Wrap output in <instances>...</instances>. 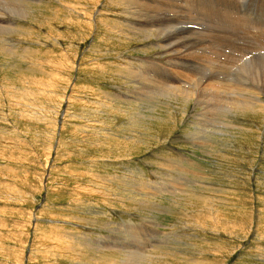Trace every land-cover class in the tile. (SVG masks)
Returning <instances> with one entry per match:
<instances>
[{
  "label": "rangeland",
  "instance_id": "rangeland-1",
  "mask_svg": "<svg viewBox=\"0 0 264 264\" xmlns=\"http://www.w3.org/2000/svg\"><path fill=\"white\" fill-rule=\"evenodd\" d=\"M12 1L0 0L13 23L0 34V264H122L144 249L132 264H264V88L223 123L162 97L176 68L136 26L172 5L213 39L203 57L230 86L249 79L238 59L264 63V0ZM233 84L232 99L250 97Z\"/></svg>",
  "mask_w": 264,
  "mask_h": 264
},
{
  "label": "bare ground",
  "instance_id": "bare-ground-1",
  "mask_svg": "<svg viewBox=\"0 0 264 264\" xmlns=\"http://www.w3.org/2000/svg\"><path fill=\"white\" fill-rule=\"evenodd\" d=\"M15 2V0H13ZM12 1V2H13ZM19 1V0H18ZM30 1V0H29ZM132 1V0H131ZM140 1V0H139ZM186 1V0H185ZM194 1V0H193ZM11 2V3H12ZM23 2V1H22ZM138 2V1H137ZM146 2V1H145ZM150 2V1H149ZM179 2V1H178ZM222 2V1H221ZM238 2V1H237ZM19 3V2H18ZM134 3V2H133ZM144 4V2H142ZM164 3V2H163ZM166 3V2H165ZM176 3V2H175ZM219 3V2H218ZM6 4V3H4ZM17 4V3H16ZM20 4V3H19ZM18 4V5H19ZM71 4V3H70ZM147 4V3H146ZM151 4V3H150ZM148 4V5H150ZM158 4V3H157ZM208 4V3H207ZM11 5V4H9ZM67 5V4H65ZM73 5V4H72ZM159 5V4H158ZM185 5V4H184ZM4 6V7H3ZM1 10L4 11V15L8 18H12L13 16L19 17H27L29 16V12L25 9L20 8L21 6H5L3 5ZM25 6V5H24ZM22 6V7H24ZM70 6V5H68ZM67 6V7H68ZM136 6V5H135ZM155 6V5H154ZM175 6V5H174ZM141 7H144L142 5ZM160 7V6H159ZM166 7V6H165ZM163 10L159 12H145V9L142 10L145 13L140 14V19L137 21L136 26L139 27L142 33L148 35V38L153 42L154 45H159L163 50V54L168 61V69L173 70L175 75L177 84H174V87H171V84L164 90L162 97H169L171 95L179 93L180 97L185 99V104L189 105L191 103L199 102L203 109L205 110V115L212 116L216 122L223 123L224 115L227 113L238 117L241 113H248L252 112L256 109L257 105L255 100L259 98L263 92L264 88V63L261 60L260 63H255L253 60L250 61H243V59H238V61L234 63H241L239 65L233 64L232 67H236L237 71H241L242 75L248 77L246 78H239L237 79L236 83H232L234 85L233 89L241 90L247 92L250 97H246L242 95L239 100L232 99L229 90L231 85H227V78L226 79H219L218 77L221 75H230L229 72L226 70L224 66H214L211 60H207L208 58L203 57L207 46H205L206 38L202 37L203 34H200V30H194L189 26L186 22L184 17H181L178 10L173 9L171 5V11ZM147 8V7H146ZM170 8V6H169ZM199 8V7H198ZM206 8V7H205ZM72 9V8H71ZM75 9V8H74ZM77 9V8H76ZM159 9V8H158ZM230 9V8H229ZM232 9V8H231ZM237 9V8H236ZM126 10V9H125ZM201 10V9H200ZM70 11V10H69ZM138 13V11H137ZM2 14L0 13V34H4L6 32H10L13 29V23L10 21H4L2 19ZM32 15V14H31ZM139 16V15H138ZM159 16V18H158ZM212 16V15H211ZM17 17V18H19ZM33 17V16H32ZM137 17V16H136ZM135 17V18H136ZM87 18V17H86ZM204 18V17H203ZM43 20V19H42ZM134 20V19H133ZM137 20V19H136ZM191 20V19H190ZM212 20V19H211ZM13 21V20H12ZM209 21V20H208ZM226 21V20H225ZM224 21V22H225ZM15 22V21H13ZM20 22V21H19ZM194 22V21H193ZM192 22V23H193ZM133 23V22H132ZM237 23V22H236ZM243 23V22H242ZM200 24V23H199ZM215 24V23H214ZM182 25V26H181ZM180 26L182 28H180ZM194 26V25H193ZM243 27V25H241ZM187 27L190 31L185 29ZM198 27V26H197ZM245 27V26H244ZM16 28H14L15 30ZM138 29V28H137ZM163 29V30H162ZM256 29V28H255ZM229 30V29H228ZM19 32V31H18ZM139 32V31H138ZM258 32V30H257ZM14 33V31H13ZM20 33V32H19ZM136 33V32H135ZM140 33V32H139ZM262 33V32H261ZM8 34V33H7ZM230 34V33H229ZM257 34V33H256ZM264 34V32H263ZM5 35V34H4ZM15 35V33H14ZM136 35V34H135ZM141 35V34H140ZM144 35V34H142ZM146 35V36H147ZM7 36V35H5ZM210 36V35H209ZM142 37V36H141ZM140 37V38H141ZM242 37V36H241ZM254 37V36H253ZM260 37V36H259ZM258 38V37H257ZM142 39V38H141ZM212 39V38H209ZM216 39V37H214ZM6 40V39H5ZM220 40V39H219ZM243 40V39H242ZM11 41V40H10ZM150 41V42H151ZM208 41V40H207ZM221 42V41H220ZM210 44L212 47L214 46L215 42L210 41L206 42ZM149 44V43H148ZM219 45V43L217 44ZM239 45V44H238ZM3 46V45H2ZM147 46V45H146ZM157 46V47H159ZM216 46V45H215ZM214 46V47H215ZM155 47V48H157ZM218 47V46H217ZM209 48V47H208ZM236 48V47H235ZM234 48V49H235ZM243 48V47H242ZM249 48V47H248ZM247 48V49H248ZM13 49V48H12ZM214 49V48H213ZM217 49V48H216ZM221 49V48H220ZM158 50V49H157ZM212 50V48H211ZM219 50V48H218ZM244 50V49H243ZM254 50V49H253ZM160 51V50H159ZM207 51V50H206ZM210 51V50H209ZM215 51V50H214ZM217 51V50H216ZM161 52V51H160ZM156 53V52H155ZM212 53V52H211ZM216 53V52H215ZM220 53V52H218ZM253 53V52H252ZM160 57H161V53ZM208 54V53H207ZM243 54V53H242ZM259 54V53H258ZM158 55V52H157ZM206 55V54H205ZM209 55V54H208ZM254 55V54H252ZM151 56V55H150ZM145 57V56H144ZM214 57H216L214 55ZM259 57V56H258ZM261 57V56H260ZM157 61H160L159 57H151ZM213 58V57H212ZM254 58V57H253ZM264 58V57H263ZM211 59V58H210ZM219 59V58H217ZM255 59V58H254ZM151 60V59H150ZM164 60V59H163ZM249 60V59H248ZM255 60H259L255 59ZM149 61V60H147ZM218 61V60H217ZM230 61V60H229ZM156 62V61H155ZM232 62V61H231ZM157 63V62H156ZM164 63V62H163ZM154 64V63H153ZM217 64V63H216ZM162 65V64H161ZM167 65V64H166ZM165 65V66H166ZM229 65V64H228ZM250 65V66H249ZM155 66V65H154ZM148 67V66H147ZM152 68V67H151ZM150 68V69H151ZM228 68V67H227ZM146 69V68H145ZM229 69V68H228ZM140 71V70H139ZM142 71H144L142 69ZM141 73V72H140ZM148 73V72H147ZM215 73V74H214ZM144 74V73H143ZM145 75V74H144ZM233 76V75H232ZM231 78V77H230ZM184 79V80H183ZM252 79V80H251ZM232 80V79H231ZM230 80V81H231ZM229 81V80H228ZM35 82V81H34ZM182 82L184 85L194 84L195 88L194 91L186 90L185 88H181ZM58 83V82H57ZM171 83V82H169ZM258 87L256 89H250L249 87ZM180 85V86H179ZM248 85V86H247ZM263 85V87H260ZM43 86V85H42ZM45 86V85H44ZM50 87V86H49ZM230 87V88H229ZM51 88V87H50ZM120 88V87H119ZM48 89V87L46 88ZM139 91H143L142 88H137ZM217 89L219 91H216ZM43 90V89H42ZM233 91V90H232ZM231 91V92H232ZM29 92V91H28ZM240 92V91H238ZM242 93V92H241ZM122 94V93H120ZM128 94V93H127ZM235 95V93H233ZM240 94V93H239ZM126 95V94H124ZM137 95L136 100L142 101L143 98H150L148 93H134ZM130 96V95H129ZM238 96V95H237ZM118 97V96H117ZM119 99V98H118ZM123 99V98H122ZM131 99V98H130ZM201 99V100H200ZM131 101V100H130ZM136 104V103H135ZM200 107V106H199ZM198 113V111H197ZM201 113V111H200ZM227 124V123H226ZM194 141H193V140ZM189 141H192L195 144V147L200 148L203 150L202 152L206 153L204 143L208 140L207 136L197 137L194 136ZM202 141V142H200ZM191 144V143H190ZM206 144V143H205ZM192 145V144H191ZM194 146V145H193ZM167 169V168H166ZM165 178V177H164ZM180 179V178H179ZM164 185V184H163ZM186 186V185H185ZM176 190V189H175ZM81 226V225H80ZM148 227V226H147ZM156 229V228H155ZM158 229V228H157ZM132 231V230H131ZM159 231V230H157ZM137 232V231H136ZM140 233V232H139ZM153 233V232H152ZM130 235V234H129ZM155 235V234H153ZM132 236V235H131ZM142 236V235H141ZM130 237V236H129ZM152 236L151 239H153ZM132 238V237H131ZM142 238V237H141ZM150 238V237H149ZM130 239V238H129ZM119 240V239H118ZM127 240V239H126ZM141 240V239H140ZM156 240V239H155ZM122 241V240H121ZM128 241V240H127ZM133 241V240H132ZM131 241V242H132ZM145 241V240H141ZM92 242V241H91ZM119 243V242H118ZM124 243V242H123ZM145 243V242H144ZM148 243V241H146ZM99 244V243H98ZM142 245V244H141ZM147 245V244H145ZM150 245V244H148ZM95 247V246H94ZM120 247V246H119ZM122 247V246H121ZM128 247V246H127ZM144 247V246H143ZM97 249V246L95 247ZM126 248V247H125ZM133 248V247H132ZM145 248V247H144ZM143 248V249H144ZM103 249V248H102ZM123 249V248H121ZM138 249V248H137ZM136 249V250H137ZM129 250V249H128ZM131 250V249H130ZM140 250V249H139ZM142 250V249H141ZM140 250V251H141ZM144 249L141 253L136 251V253L132 252L131 254H127L126 257L123 259L118 260V262H122V264H132L134 259H145ZM130 252V251H128ZM122 253V252H121ZM125 254V253H124ZM120 255V254H119ZM123 255V254H122ZM145 255V256H144ZM121 256V255H120Z\"/></svg>",
  "mask_w": 264,
  "mask_h": 264
}]
</instances>
